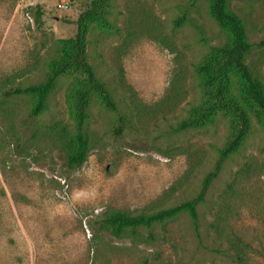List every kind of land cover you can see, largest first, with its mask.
Here are the masks:
<instances>
[{
	"label": "rangeland",
	"instance_id": "rangeland-1",
	"mask_svg": "<svg viewBox=\"0 0 264 264\" xmlns=\"http://www.w3.org/2000/svg\"><path fill=\"white\" fill-rule=\"evenodd\" d=\"M90 2L0 0V88L43 79ZM231 8L264 82V0H231ZM108 18L121 33L95 25L89 58L129 123L116 131L119 111L93 92L82 166L66 169L54 137L62 125L75 128L73 74L58 78L35 118L32 96L0 94V264H264V121L253 112L246 139L198 205L199 235L186 212L123 237L100 227L109 210L151 213L194 196L232 123L219 112L206 126L173 130L189 102L204 98L195 64L225 39L207 1L196 12L189 0H111ZM239 88L234 76L243 102Z\"/></svg>",
	"mask_w": 264,
	"mask_h": 264
},
{
	"label": "trees",
	"instance_id": "trees-1",
	"mask_svg": "<svg viewBox=\"0 0 264 264\" xmlns=\"http://www.w3.org/2000/svg\"><path fill=\"white\" fill-rule=\"evenodd\" d=\"M202 1H207L208 12L225 34V39L212 46L211 54L204 61L195 64L204 88V98L199 102H189L187 116L182 118L173 130L180 132L206 126L213 122L217 113L223 112L231 115V133L220 148L213 167L205 174L200 189L191 198L151 213L132 214L120 210L101 213L100 227L115 237H123L127 231L135 234L139 228H150L184 212L189 214L199 235L198 205L205 200L225 161L238 151L246 139L251 128L250 112L264 121V82L255 74L246 59L251 42L245 21L231 8V0H189V5L199 12V4ZM110 4L111 0H91L79 13L75 21L77 26L75 35L62 42L59 55L50 62L43 79L25 85L0 88V94L4 99L13 96H32L34 102L30 117L35 118L47 108L49 95L58 78L65 74L74 75L75 128L71 130L62 125L54 136L57 138L58 148L65 154L67 170L78 168L87 160L91 148V138L87 131L88 105L93 92L100 94L109 107L119 111L116 131H122L129 123L127 115L118 108L107 82L99 77L89 58V34L95 25L104 31L116 30L121 33L108 18ZM37 10L41 13L39 8ZM185 16L183 13L175 21L176 26L182 24ZM130 33L123 43H129L128 39L132 36ZM260 44L264 46V38ZM234 76L240 83L239 94L243 102L233 92ZM116 78L118 85L125 86V78L121 71L117 73ZM229 188H233V183L229 184ZM213 224L215 228L219 225L218 222Z\"/></svg>",
	"mask_w": 264,
	"mask_h": 264
}]
</instances>
